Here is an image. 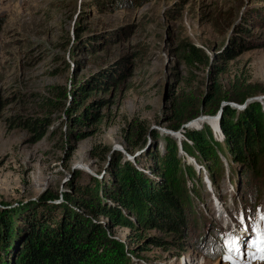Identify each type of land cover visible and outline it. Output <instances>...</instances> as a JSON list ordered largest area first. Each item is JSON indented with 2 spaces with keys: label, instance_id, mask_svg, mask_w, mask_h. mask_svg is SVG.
<instances>
[{
  "label": "rangeland",
  "instance_id": "1",
  "mask_svg": "<svg viewBox=\"0 0 264 264\" xmlns=\"http://www.w3.org/2000/svg\"><path fill=\"white\" fill-rule=\"evenodd\" d=\"M232 44L238 56L219 59ZM191 46L209 60L191 59ZM109 70L115 85L88 88ZM254 102L264 106V0H0V217L23 234L35 215L70 212L123 245L133 264H264L249 247L264 232V185L241 176L220 130L227 106L240 113ZM39 119L41 132L31 126ZM208 128L227 156L219 154L218 189L209 165L182 147L187 130ZM171 139L199 178L187 185V240L116 225L92 208L88 190L119 207L106 195L119 186V155L156 180L153 157ZM245 183L253 185L247 195ZM215 232L224 242L229 233L243 236V260L227 259L226 243L220 254Z\"/></svg>",
  "mask_w": 264,
  "mask_h": 264
},
{
  "label": "trees",
  "instance_id": "2",
  "mask_svg": "<svg viewBox=\"0 0 264 264\" xmlns=\"http://www.w3.org/2000/svg\"><path fill=\"white\" fill-rule=\"evenodd\" d=\"M247 31L242 28V32ZM241 40L242 38L238 46L241 45ZM190 50L191 59L197 62L209 60L207 55H200L195 47L191 46ZM237 56V50L232 44L220 52L218 58L233 60ZM117 80L116 71L109 70L97 76L88 88L103 91L108 85H115ZM82 91L83 89L81 94ZM233 100L243 102L241 99ZM31 126L35 131L41 132L45 122L42 119L34 120ZM220 127L224 134V146L232 157V163L241 171V176L251 174V178L254 177L255 181L264 185V106L254 102L240 113L227 106L223 110ZM185 137L187 141L183 142V150L198 163L209 165V178L213 187L218 189V179L224 176L219 154L227 158L223 145L215 140L210 128L205 131L187 130ZM153 159L150 170L156 180L139 172L129 162L121 163L123 156L119 155L114 169V181L119 186L106 191L107 197L119 207L102 204L99 193L94 198L91 190L86 195L97 203H92V208L116 225L132 230L140 226L145 230L156 228L165 233L176 232L181 240H187L189 236L185 234L190 227L188 210L193 208V196L189 195L187 185L193 184V179L198 178L197 174L192 166L183 163L178 144L173 139L166 144L164 154H156ZM231 171L234 172L233 167ZM233 182L239 189V184L235 180ZM244 186L243 195H247L248 189H252L253 185L245 183ZM193 193L200 198L197 190ZM40 215L32 217L23 234L14 229L10 217H0V264H133L123 245L120 247L108 243L101 228L88 229L70 212L60 217L54 212L47 216ZM209 235L215 238L216 243L221 244L220 254L224 255L226 250L222 237L217 232ZM205 239L206 236H203L202 241ZM152 240L159 246L165 245L163 240ZM216 243L212 245L217 247ZM14 246L15 249L12 248Z\"/></svg>",
  "mask_w": 264,
  "mask_h": 264
},
{
  "label": "snow or ice",
  "instance_id": "3",
  "mask_svg": "<svg viewBox=\"0 0 264 264\" xmlns=\"http://www.w3.org/2000/svg\"><path fill=\"white\" fill-rule=\"evenodd\" d=\"M261 219H264V217H261ZM243 217L241 218V223L243 224ZM244 231H247V227L243 229ZM259 239H257L254 242H251L249 247L256 248L257 252L260 253V255L257 257L255 254H253V258H258L261 260H264V232L258 233ZM227 245V259L232 260V254H235L237 257H239L240 260H243L245 253L243 252V246H244V237L229 233L228 238L226 240ZM232 264H238L236 260H232Z\"/></svg>",
  "mask_w": 264,
  "mask_h": 264
},
{
  "label": "bare ground",
  "instance_id": "4",
  "mask_svg": "<svg viewBox=\"0 0 264 264\" xmlns=\"http://www.w3.org/2000/svg\"><path fill=\"white\" fill-rule=\"evenodd\" d=\"M211 123L215 125V128H216V129H218L217 124H216L215 121H212Z\"/></svg>",
  "mask_w": 264,
  "mask_h": 264
},
{
  "label": "water",
  "instance_id": "5",
  "mask_svg": "<svg viewBox=\"0 0 264 264\" xmlns=\"http://www.w3.org/2000/svg\"><path fill=\"white\" fill-rule=\"evenodd\" d=\"M221 130V129H220Z\"/></svg>",
  "mask_w": 264,
  "mask_h": 264
}]
</instances>
